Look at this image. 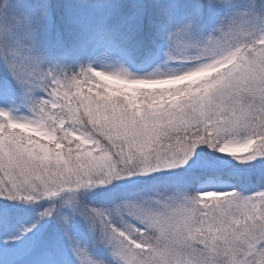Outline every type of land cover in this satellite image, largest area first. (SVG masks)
<instances>
[{"label":"snow or ice","instance_id":"6c2138e0","mask_svg":"<svg viewBox=\"0 0 264 264\" xmlns=\"http://www.w3.org/2000/svg\"><path fill=\"white\" fill-rule=\"evenodd\" d=\"M0 264H264V0H0Z\"/></svg>","mask_w":264,"mask_h":264}]
</instances>
